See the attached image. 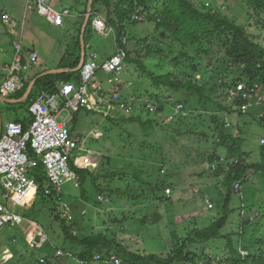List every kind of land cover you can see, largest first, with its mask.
Wrapping results in <instances>:
<instances>
[{
	"label": "rangeland",
	"instance_id": "rangeland-1",
	"mask_svg": "<svg viewBox=\"0 0 264 264\" xmlns=\"http://www.w3.org/2000/svg\"><path fill=\"white\" fill-rule=\"evenodd\" d=\"M66 1L71 4L74 3L73 0ZM193 1L200 7L206 6L209 10L219 11L228 17H237L241 19L239 21L243 20L245 22L247 19L245 12L248 13V6L244 0ZM53 2L54 0H48V5L55 7L60 13L62 12L65 15V20L68 17V21H71L72 18L69 17L70 15L67 12H64V8L60 4ZM163 2L164 0L151 1L149 6L152 16L158 13ZM26 9V0H0V84L8 76V72L4 71L3 68L9 67L14 62L16 42L23 40V49H35L39 52L40 60L37 67L45 66L55 70L66 54L74 53L79 40V32L74 30L71 25L67 24L64 28L52 27L46 18L37 14V9L32 10L37 11V13L31 10L27 12ZM4 13L11 17L12 21L16 23L15 26L2 22ZM133 17L134 20L138 21L136 24L133 23L131 25V20H128V35L135 39L147 40L154 48H161L163 52V54H159L158 52L160 51L156 50V55L145 59V65L148 69L159 75H166L171 72L180 80H185L187 74L192 72L191 70H186L185 65H190L191 63L186 58L182 59V65L179 67L175 66L174 62H170L173 58L179 56L182 51L181 47L169 33L163 32V29L157 27L156 21L149 20L147 17H142V19H135V15ZM112 29L114 34L109 37L102 36L98 32L93 33L89 47L86 48L89 55H87L86 61L92 60V56L98 54V58L94 61L100 66L89 91L93 93L96 88H102L104 90V98L110 100V93L113 87L109 83L116 84L121 77L126 83L134 82L133 87L129 91H125V96L134 95L135 93L138 96L135 97L139 99L138 103L135 104V107H131L132 109L127 114L124 112L109 114L105 111L104 104L98 103L95 109L102 114L88 111L84 108V110L76 114L64 112L62 119H68L72 136L80 147V150L74 153L76 166L92 169L91 171L100 176L105 175L109 169L118 174L124 172V178H126V174H130L124 182L101 179L97 182V186L106 188L110 181L114 188H120L123 191L131 188L135 194V199L128 200L114 195L110 198V204L98 207L90 204L89 206L84 201L87 198L81 195L82 189L75 187L73 183L66 184L62 188L60 197L52 196L46 204L42 203L35 192L28 193L22 205L15 204L12 199H6L0 192L2 203L10 211L21 215L25 219L20 226L13 228L6 226L0 230V264H28L30 259L37 261L42 253L40 250L34 249L33 246L37 244V248H45L43 244L46 241V236L43 229L48 233L50 241L62 239L61 223L56 219L57 212H65L61 201L67 203L73 212H75L74 209L80 212L86 211L85 219L81 218V226L84 227L83 232L85 234H91L92 230L97 234L105 233L112 228L116 231L120 241L132 247V251L147 255L157 254L164 257L168 256L172 248V233L174 230L180 231L187 222L190 226H195L192 219H198V223L201 222L200 225H210L217 218H221L220 216L223 214V199L227 194L223 184L224 177H215L208 170V166L203 163V160L207 159L206 153L214 152L215 147H203L198 144L196 140L198 136L183 138L179 145H174L170 142L163 144L166 161L170 166V171H166V173H159L160 165L154 161L143 164L136 159V156L140 155L138 149H136L139 147V143L146 141L154 145L161 138L164 139L163 128L174 127L166 124L174 120L176 116H173L174 114L170 115L171 109H169V112L165 116L161 115L163 118L160 119L156 116L158 112L152 113L142 108L145 100L156 102V100H152L147 95V91L151 95H155L158 92L148 77L144 78L140 75L139 67L132 66L126 62L125 70L122 73H114L112 77L104 73L102 70L103 63L113 56L119 48L125 47L127 43L126 39H124L123 46H120L117 43L116 31L113 27ZM13 32H16L19 37H16ZM21 32H23L24 39L21 37ZM251 33L261 36L260 41L264 42V32L254 28ZM114 39H116L117 45H115ZM163 40H167V44L161 45ZM136 49L138 50V48ZM126 51L128 53L127 48ZM93 52L96 53L92 54ZM190 54L191 52H189ZM23 58L25 60V57ZM28 62L31 67L34 61L28 58ZM186 71L187 73L185 74ZM32 73V70L27 72L29 76ZM195 75L192 73L193 79H195ZM200 78L201 76L198 74L197 79ZM27 80L29 81V79ZM139 94L144 95L139 96ZM170 94H163L161 97L165 98ZM173 95L171 97H174L177 101L183 97L180 93ZM20 105H1L4 127L10 122L13 123L15 120H23L29 117L26 107ZM123 116H137L143 122L158 119L159 122L166 124H161L159 127L152 123L150 131L146 132L143 129L144 124L133 123L129 120L124 122L122 120ZM184 116L185 113H182L178 118ZM230 119L227 125V132L241 131L240 136L244 137L245 142L243 144L240 142L237 146L249 155L247 161L255 164L263 163V157L258 151V145L260 143L264 145V139L261 137L258 125H243V123L240 125L238 115ZM156 132H159V134ZM220 149V154L226 156L227 154L224 155L222 152L223 149ZM104 156H108L111 159L110 166H102L104 162L102 158ZM235 162L237 163L238 161L235 160ZM138 171L141 172L140 180L143 181H137L132 178L133 174ZM92 183V180H90L86 186L90 198L98 194ZM157 186L163 187L159 192V197L164 198V200L160 202L154 201V191L156 190L153 187ZM235 191L239 192V194L234 196L231 204L233 212L230 215L228 225L222 231V235L230 236L235 248H245L248 246L247 241L251 233L250 230L246 229V242H243L240 236L241 221L245 219L247 222H253L258 215H264V177L256 174L253 177V181L243 184L241 189L235 187ZM59 198L61 201H59ZM208 201L213 202V209L209 208ZM34 202L36 205L32 207ZM100 202L107 203L108 200L105 199ZM54 209H57L55 213L52 212ZM243 209L245 210L243 211ZM28 213L37 214L39 219L35 220L33 217H29ZM25 215H27V219ZM157 215H160V218H157ZM124 216L127 217V221L123 224H111L114 219L120 220ZM144 217H146L144 220H147L145 223L142 221ZM38 238H41V242H38ZM227 244V241L218 240L208 246H198V251L207 250V254L204 251L206 255L216 257L217 260H224L223 258H226L230 253ZM59 250L62 251L61 249L55 250L52 248L43 251V253L56 254L57 256ZM261 251L264 252V245L261 246ZM62 252L66 255L71 254ZM242 255H248L246 250H242ZM23 256L25 260L22 259ZM45 258L46 256L41 257V262L42 260L46 262ZM58 260L59 264H82L68 256L59 257ZM36 261H33V264Z\"/></svg>",
	"mask_w": 264,
	"mask_h": 264
},
{
	"label": "trees",
	"instance_id": "trees-1",
	"mask_svg": "<svg viewBox=\"0 0 264 264\" xmlns=\"http://www.w3.org/2000/svg\"><path fill=\"white\" fill-rule=\"evenodd\" d=\"M151 1L118 0L116 2V0H95L93 15L85 34L86 47H88L93 33L96 32L93 27V20L100 15L115 29L117 43L120 46H123V41L126 39L125 48L128 50L126 62L139 67L140 75L144 78L148 77L153 82L158 93L151 95L147 91V95L152 100L163 103L167 101V98L174 96L173 94L180 93L183 95L181 99H178V102L185 105L188 111L186 117L174 118L167 124L159 122L158 119L143 122L137 116H123L122 120L144 124L143 129L146 132L150 131L152 123L159 127L161 124L174 126L168 129L164 127L162 130L164 139L161 138L154 145L145 141L140 142L139 147L136 148L140 153L139 156H136L138 162L145 164L154 161L158 163L160 165L159 173L161 174L170 171V166L166 161L164 143L170 142L179 145L183 138L198 136L199 138L196 139L198 144L203 147H215L214 152L206 153L207 159L203 160V163L208 166V170L215 177H224L223 184L227 194L223 199V214L220 216L221 218H217L210 225H200L201 222L198 223V219H192L195 226H190L187 222L180 231L174 230L172 233V248L168 256L164 257L157 254L147 255L132 251V247L120 241L116 231L112 228L105 233L97 234L92 230L91 234H85L83 232L84 227L81 226V218L85 219L86 211H82L84 216L82 212L76 211V209H74L75 212L71 210L70 213L57 212L56 219L61 223L62 239H58V242L50 241L48 233L43 229L46 236V241L43 244L45 248H37V244L33 247L40 250L41 257L46 256V262L42 263L40 257L37 261L30 259L28 264H33V261H36L34 264H59V257L56 254L43 253V251L52 248L69 252L73 260H79V262L83 260L85 264H114L116 260H120V264H211L212 261H217L216 257L206 255L207 250L199 252L198 246H208L218 240L227 241L228 250L230 251L229 255L223 258L224 260L220 264H264V252L261 251V246L264 245V215L260 214L255 219L252 218L254 219L253 222L242 219L240 225L242 241L246 242V229L250 230L251 233L246 249L242 247L235 248L232 238L228 235H222V231L228 225L230 215L233 212L231 204L234 196L239 194L235 191L236 185L240 184L242 186L253 181L256 174L264 177V162L260 164L249 163L247 161L249 155L237 146L238 143L243 144L245 142L244 137L240 136L241 131L227 132L228 121L238 115L240 125L241 123L243 125H258L261 137L264 139V102L262 99L264 95V42L260 41L261 36L251 33L254 28L264 32V0H244L248 6V13L245 12L247 16L245 22L243 20L239 21L241 19L237 17H228L219 11L209 10L206 6L200 7L193 0H164L158 13L152 16L149 6ZM84 3L85 9L82 11L83 15L78 25L79 40L76 44L78 57L72 68H76L81 61V33L89 0H84ZM26 11L30 12L28 8ZM35 12L37 13V11ZM4 14L2 16L3 23ZM134 15L139 19L147 17L149 20L156 21L157 27L163 29V32L169 33L181 47L182 51L179 56L173 58L170 62H174L175 66L179 67L182 65V59L186 58L191 63L185 65L186 70L192 71L187 74L185 80H180L171 72L166 75H159L148 69L145 65V59L156 55V50L160 51L159 54H163V52L161 48H154L147 40L135 39L128 35V20H131V25L136 24L138 21L134 20ZM164 43L167 44V40H163L161 45ZM189 52H191L190 55ZM43 72L36 73L32 79ZM192 73L196 74L195 79L192 78ZM198 74L201 76L200 79H197ZM32 79L30 78L29 81L25 82L24 90L15 95V99L24 96ZM81 79V72L43 77L37 81L28 101L20 106L26 107L28 112L31 104L41 93H58L62 82L80 83ZM239 84L253 87L259 85L261 91L250 101L241 96L234 99L230 98L228 90L235 89ZM163 94L170 95L162 98ZM134 96L137 95L134 93ZM245 104L251 105L247 114H243L240 109ZM169 109L167 102L160 107L156 116L160 119L163 118L161 115L165 116ZM32 120V117H26L23 120H15L13 123H21L25 129H28ZM156 133L159 134V132ZM220 148L223 149L224 155L227 154L226 156L220 154ZM258 151L264 161L263 144L258 145ZM102 159L104 161L103 167L111 165V159L108 156H104ZM222 159L224 161H221ZM235 160L238 162L236 163ZM214 165L216 169H213ZM76 169L81 178V185L78 188L82 189L81 195L87 198L84 200L87 205L94 204L98 207L110 204V198L114 195L128 200L135 199V194L131 188L123 191L120 188L112 187L110 184V181L115 180L124 182L130 174H126L127 176L124 178V172L118 174L109 169L105 175L100 176L89 168L76 167ZM140 174L139 171L135 172L132 178L138 181L141 179ZM30 175L40 183V190L33 192L36 193L43 204L48 203L52 196H56V193L48 196L45 193L48 184L43 167L35 169ZM101 179L110 180L106 188L97 186V182ZM90 180L93 182V187L98 191V194L92 196V198L88 196L89 191L86 188ZM157 187H153L156 190L154 191V201L160 202L164 200V198L159 197V192L163 187ZM99 197H104L108 202H100ZM35 205L34 202L32 207ZM56 210L54 209L52 212L55 213ZM69 214L72 215V220L69 219ZM28 215L35 220L39 219L37 214L28 213ZM25 218L27 219V215H25ZM145 218L142 220L144 223L147 221L144 220ZM157 218H160V215H157ZM125 221H127L126 216L120 220L114 219L111 224L121 225ZM38 242H41V238H38ZM242 250H246L248 255L243 256ZM14 252L18 255L16 251ZM96 254L101 256V260L98 262L93 261ZM22 259L25 260L24 256Z\"/></svg>",
	"mask_w": 264,
	"mask_h": 264
},
{
	"label": "built area",
	"instance_id": "built-area-1",
	"mask_svg": "<svg viewBox=\"0 0 264 264\" xmlns=\"http://www.w3.org/2000/svg\"><path fill=\"white\" fill-rule=\"evenodd\" d=\"M36 6L40 9L50 23L56 26H62L63 21L54 8L47 4V0H28V10H32ZM94 21V28L103 35L105 34V24L102 19ZM3 21L5 24L15 26L11 17L4 14ZM23 36V32H21ZM16 57L14 61L22 67L21 52L23 49L21 42L15 43ZM125 48V47H123ZM38 55L32 54L30 59L36 63ZM125 54L118 52L114 57H111L102 65V70L105 74H118L125 70ZM29 63L25 64L24 73L29 70ZM100 66L96 61L88 60L81 71V82L62 83L60 86L61 95L41 93L37 99L31 104L30 110L34 114L35 122L30 132H25L20 125L12 126L5 134L4 141L0 144V192H9L12 199L17 205H22L25 196L31 191L40 190V183L38 180L30 175L32 171L39 167H43L46 175L48 186L45 193L50 195L56 193V196L62 194V188L68 184L73 183L75 187L81 185V178L76 169L75 151L80 150L73 138L69 123L62 119V114L78 113L82 109L93 111L99 114L95 109L98 103L104 104V109L107 113L124 112L128 113L139 99L133 94L125 96V91H129L133 87V83H126L120 77L116 84L112 85L110 100L104 98V90L96 88L93 93H90V85L95 76H97ZM7 79L0 86V95H10L23 89L24 78L19 75H12L14 71L8 70ZM11 74V75H10ZM110 77V78H111ZM229 97L234 99L241 96L245 100L254 99L261 91L259 85L248 86L246 84H239L235 89L231 88ZM246 97H249L246 99ZM264 102V95H263ZM168 102V107L171 109V114L177 116L188 111L185 105L179 103L174 97H170L163 103L145 100L142 105L144 110L149 112H158L160 107ZM251 105L245 104L241 106L243 114L248 113ZM237 109V108H236ZM175 117V118H177ZM264 142V140H263ZM221 161H224L223 159ZM73 163V165H72ZM76 166V167H75ZM216 169V166H213ZM241 189L240 184L236 186ZM99 200H105L104 197H99ZM59 201L61 199L59 198ZM61 205L65 212L70 213V208L67 203L61 201ZM209 208L213 209V202L208 201ZM10 210L2 202H0V230L6 226L16 227L23 224L25 219L21 215H14L9 213ZM69 219L72 220V215L69 214ZM68 256L72 258L71 254L66 255L62 251L57 252V257ZM101 260L99 254L95 255L94 261ZM223 260L212 261L211 264H220ZM44 263L45 261L42 260ZM80 263H84L80 261ZM120 260H116L114 264H120ZM229 264V263H228Z\"/></svg>",
	"mask_w": 264,
	"mask_h": 264
},
{
	"label": "crops",
	"instance_id": "crops-1",
	"mask_svg": "<svg viewBox=\"0 0 264 264\" xmlns=\"http://www.w3.org/2000/svg\"><path fill=\"white\" fill-rule=\"evenodd\" d=\"M26 2L28 3V0H26ZM73 4H71L70 2H68V1H66V0H54V2L53 3H58V4H60L63 8H64V12H67L70 16L69 17H71L72 18V20L71 21H68V17L66 18V20H65V24L63 25V26H56V25H54V24H52V23H50L48 20V23L50 24V26H52V27H56V28H64L67 24H69V25H71V27L74 29V30H77L78 31V25H79V23H80V21H81V17H82V15H83V13H82V11L85 9V3H84V0H73ZM72 10V11H71ZM33 12H35V11H33ZM34 14V13H33ZM45 18V17H44ZM13 34L17 37L18 35H16L17 33L16 32H13ZM19 37V36H18ZM21 37H22V39H24V36H22L21 35ZM20 37V38H21ZM86 42V41H85ZM21 43L23 44V40L21 41ZM114 43H115V45H117L116 44V39H114ZM24 45V44H23ZM88 47H89V45H88ZM87 47V48H88ZM81 52H82V47H81ZM86 52H87V50H86ZM94 53H96V52H93L92 54H94ZM32 54H37L38 55V61L36 62V63H34L33 62V64H31V67H30V69L27 71V72H29L30 70H32V75H28L27 74V72L25 73V78H24V80L27 82L28 80L27 79H29L30 80V78L32 79L33 77H34V75L36 74V73H39V72H41V71H44V72H46V71H51V69L49 68V67H45V66H43V67H37V65L39 64V60H40V54H39V52L37 51V50H35V49H33V50H31V49H29V48H24V49H22V52H21V56H22V58L23 57H25V64H27L28 63V58L30 59V57H31V55ZM16 55H17V53H15V55H14V58L16 57ZM88 55V54H87ZM89 56V55H88ZM77 57H78V50H77V48H75V51H74V53H70V54H66L64 57H63V59L61 60V62H60V65L58 66V68H56L55 70H57V69H66V70H73V69H76V68H72V65L75 63V61L77 60ZM14 58H13V61H14ZM3 70H4V68H3ZM5 71H6V69H5ZM43 72V73H44ZM81 72V71H80ZM69 73H73V72H69ZM64 74H66V73H64ZM58 75H60V74H58ZM39 76V75H38ZM52 76V75H51ZM37 77V76H36ZM35 77V78H36ZM7 78H4V80L2 81V83L6 80ZM33 80V79H32ZM31 80V81H32ZM1 83V84H2ZM31 83V82H30ZM1 84H0V86H1ZM25 87V86H24ZM24 87H23V89H21L20 91H18V92H16V93H13V94H10V95H0V98H6V99H9V100H19V99H15L14 98V96L15 95H17L19 92H22L23 90H24ZM28 90V89H27ZM27 90H26V92H27ZM26 92H25V94H26ZM47 93V92H46ZM24 94V95H25ZM31 96V95H30ZM24 97V96H23ZM22 97V98H23ZM22 98H20V99H22ZM28 101V100H27ZM26 101V102H27ZM25 102V103H26ZM2 104H12V103H10V102H8V101H2L1 100V103H0V114L2 115V110H1V105ZM14 104H23V103H14ZM28 113H29V117H32L33 118V120H32V123L34 122V117H33V114L30 112V108H29V111H28ZM62 116V115H61ZM0 119L2 120V128H0L1 130H0V144L4 141V136H5V129H6V127L9 125V124H14V123H12V122H10V123H8L5 127H4V120H3V117L2 116H0ZM1 120H0V123H1ZM67 121V120H66ZM14 122V121H13ZM68 122V121H67ZM32 123L30 124V126L32 125ZM18 124H21V123H18ZM23 125V124H22ZM24 126V125H23ZM30 126H29V128H30ZM74 138V137H73ZM75 139V138H74Z\"/></svg>",
	"mask_w": 264,
	"mask_h": 264
},
{
	"label": "bare ground",
	"instance_id": "bare-ground-1",
	"mask_svg": "<svg viewBox=\"0 0 264 264\" xmlns=\"http://www.w3.org/2000/svg\"><path fill=\"white\" fill-rule=\"evenodd\" d=\"M47 4H48V0H47ZM50 7H52V8H54L53 6H50ZM27 8H28V3H27ZM35 9H37L38 10V14L39 15H41V16H43V14L40 12V9H38L37 7H35L34 6V8L32 9V10H35ZM55 9V8H54ZM31 10V11H32ZM56 10V9H55ZM57 12H59L58 10H56ZM60 13V12H59ZM58 16H60L61 17V19L62 20H64L63 21V25L65 24V15H63L62 14V12H61V15H58ZM98 16H100V15H98ZM98 16H96L95 18H94V20H93V27H94V21L96 22V20H98L97 19V17ZM99 19H102L103 20V22H104V24H105V30H104V32H105V34H104V36L105 37H109V36H111V35H113L114 34V31H113V29H112V27L111 26H109L108 24H107V22H106V20L102 17V16H100L99 17ZM135 19H139L138 17H135ZM15 23V22H14ZM15 25H16V23H15ZM62 25V26H63ZM95 29V28H94ZM95 31H96V29H95ZM97 32V31H96ZM101 35V34H100ZM103 36V35H102ZM87 48V47H86ZM118 52H123L124 54H125V60H124V63H126V59H127V57H128V53H127V51H126V48H119L118 50H117V52L113 55V56H111V57H114V56H116L117 54H118ZM87 57V56H86ZM110 57V58H111ZM98 58V54H94L93 56H92V60L91 61H94V60H96ZM109 58V59H110ZM22 59V67L20 66V65H18L15 61L9 66V67H7V68H4V71H5V69H6V71H7V69L8 70H10V71H14V73H12V75H19L20 77H22V78H25V73H24V67H25V60H24V58H21ZM108 59V60H109ZM107 60V61H108ZM31 61H33L32 59H31ZM85 62H86V60H85ZM106 62V61H105ZM104 62V63H105ZM29 63V62H28ZM103 63V64H104ZM86 63H84V65H85ZM29 66H30V63H29ZM83 68V67H82ZM29 69H30V67H29ZM104 70V69H103ZM82 71V70H81ZM8 72V71H7ZM123 71H121L120 73H122ZM120 73H118V74H120ZM11 75V74H10ZM96 77V76H95ZM94 77V78H95ZM93 81V80H92ZM24 82H26L25 80H24ZM62 83H65V82H62ZM61 83V84H62ZM67 83H69V82H67ZM61 84H60V86H61ZM24 86H25V84H24ZM55 92V91H54ZM61 93L62 92H55V93H51V94H57V95H61ZM247 98V97H246ZM12 100V99H11ZM16 103V102H15ZM12 104H14V103H12ZM101 104H103V103H101ZM31 107V106H30ZM82 110H84V109H82ZM81 110V111H82ZM30 112H31V110H30ZM32 113V112H31ZM79 113V112H78ZM33 114V113H32ZM181 115V114H180ZM180 115H178V116H180ZM174 116V115H173ZM33 117H34V114H33ZM177 117V116H176ZM69 118V117H68ZM1 120V119H0ZM68 120V119H67ZM34 122H35V117H34ZM34 122L32 123V125L30 126V128H28V129H25V127L22 125V124H9L7 127H6V129H5V134H8V130L12 127V126H15V125H20L21 127H22V129L25 131V132H30L31 131V129H32V126H33V124H34ZM68 123H69V121H68ZM0 125H1V128H2V120H1V123H0ZM70 125V124H69ZM1 130V129H0ZM72 133V132H71ZM0 181H1V179H0ZM31 192H33V191H31ZM54 194V193H53ZM3 197H5L6 199H8L9 197H10V193L9 192H4V193H2L1 194ZM47 196H48V194H46ZM56 195V194H55ZM60 197V196H59ZM63 201H64V199H63ZM0 202H3L1 199H0ZM59 203V202H58ZM4 204V203H3ZM10 214H14V215H18V214H16V213H13L12 211H10L9 212ZM24 222V221H23ZM11 228H13V227H11ZM63 251V250H62ZM9 255H11V254H9ZM103 259V258H102ZM82 260V259H81ZM79 261V260H78ZM83 261V260H82ZM87 261V260H86ZM94 261V260H93ZM100 261V260H99ZM84 262V261H83ZM90 262V261H89ZM98 262V261H97ZM85 264V263H84ZM95 264V263H94ZM97 264V263H96Z\"/></svg>",
	"mask_w": 264,
	"mask_h": 264
},
{
	"label": "water",
	"instance_id": "water-1",
	"mask_svg": "<svg viewBox=\"0 0 264 264\" xmlns=\"http://www.w3.org/2000/svg\"><path fill=\"white\" fill-rule=\"evenodd\" d=\"M94 1L95 0H89V4H88V9H87V14H86V18H85V22H84V25H83V28H82V33H81V47H82V53H81V61H80V64L78 65V67L76 69H73V70H66V69H57V70H51V71H46L42 74H40L39 76H37L36 78H34L29 87H28V90L26 92V94L24 95V97L22 99H19V100H9V99H6V98H0V103H1V100L2 101H8L10 103H25L30 95L32 94L33 90H34V87L37 83V81L43 77H46V76H50V75H58V74H64V73H69V72H73V73H76V72H80L82 70V67L84 66V63H85V60H86V56H87V52H86V42H85V34H86V31H87V27L89 25V22L91 20V17L93 15V6H94ZM1 116V114H0Z\"/></svg>",
	"mask_w": 264,
	"mask_h": 264
}]
</instances>
